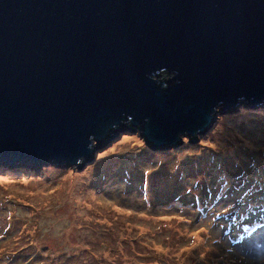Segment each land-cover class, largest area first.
Returning a JSON list of instances; mask_svg holds the SVG:
<instances>
[{"label":"water","instance_id":"1","mask_svg":"<svg viewBox=\"0 0 264 264\" xmlns=\"http://www.w3.org/2000/svg\"><path fill=\"white\" fill-rule=\"evenodd\" d=\"M261 102L264 0H0V163L81 167L124 129L193 153Z\"/></svg>","mask_w":264,"mask_h":264},{"label":"rangeland","instance_id":"2","mask_svg":"<svg viewBox=\"0 0 264 264\" xmlns=\"http://www.w3.org/2000/svg\"><path fill=\"white\" fill-rule=\"evenodd\" d=\"M227 120L212 124L193 153L181 144L151 149L124 129L81 167L1 162L0 264H264V197L256 191L264 186V118L234 112ZM116 168L122 182L106 186L109 193L93 182L102 172L107 182ZM160 173L172 175L166 184ZM139 177L145 186L132 183L125 192ZM172 182L181 188L177 197L185 191L191 199L150 207ZM72 188L90 194V203L73 210L66 199ZM236 213H248V228L256 230L231 240Z\"/></svg>","mask_w":264,"mask_h":264},{"label":"trees","instance_id":"3","mask_svg":"<svg viewBox=\"0 0 264 264\" xmlns=\"http://www.w3.org/2000/svg\"><path fill=\"white\" fill-rule=\"evenodd\" d=\"M257 106H264V103H260V104H258ZM124 129V128H123ZM264 134V133H263ZM143 158V157H142ZM142 158L140 159H138L139 161H141L142 160ZM244 161V160H243ZM121 161H118L117 163H120ZM237 161H235V163H236ZM245 162V161H244ZM57 165V164H56ZM190 166V165H189ZM188 166V167H189ZM116 167H118V165L116 164ZM189 168H186L185 170L188 172V173H190V171L188 170ZM120 173V168H116V170H115V172H113V174L111 175L110 174V176L111 177H109L108 178V181L107 182H104V181H101L100 180V178H102V174H106V173H104V172H102V173H98V174H96L95 176H94V179H93V182L95 183V182H98L97 183V185L96 186H99L98 188H106V190H107V192L109 193L110 192V189H108L107 187L109 186V185H111V183H114V184H117V183H119V182H122L121 181V179H118V180H115L114 179V174L117 176V174L118 173ZM108 173V172H107ZM121 173H123V170H122V172ZM120 173V174H121ZM169 176H172V175H166V174H159V176L158 175H156L155 177H158L157 179H159V177H161V179H162V181H163V183H167V177H169ZM189 177H191V179L192 178H194V176H192V175H188ZM132 180H133V182L131 181L130 182V180H129V184H124V186H125V189H126V191L125 192H127L128 191V188H131V184L133 183V187L134 186H138V185H142V187L143 186H145V184H143L144 183V181H143V179L142 178H138L137 180H134V178H132ZM136 181H138V183H135ZM149 181V180H148ZM151 181V180H150ZM192 181H194V180H191L190 181V183L192 182ZM140 182V183H139ZM109 183V184H108ZM135 183V184H134ZM148 183V182H147ZM149 184V183H148ZM192 185L194 184V183H191ZM107 186V187H106ZM148 185H146V187H147ZM179 186V185H178ZM204 187H205V185H204ZM202 188V187H200V188H198V192L197 193H201L202 191H204L203 189H205V188ZM178 188L179 189H181L180 187H177V185H175L173 182H172V185L169 187V186H165V187H163V188H160L159 190H158V192L156 191L155 192V195H153V196H155L154 198H155V203H154V201H152L151 199H150V207L153 205L154 207H160V206H165V205H168V204H170L171 205V203H179V201L178 200H175V199H178V197H184L187 201H189L191 198H188V196H186V193H185V191H183V193L184 194H182V195H180V196H176L175 194L177 193V192H181L180 190H178ZM197 190V189H196ZM256 191H262V196L264 197V186H262L261 188H258V189H256ZM123 193V194H121L120 196L122 197V198H124V199H129V195H128V193ZM140 193V192H139ZM143 195V194H142ZM141 195V196H142ZM143 198V197H142ZM193 199V198H192ZM197 200V199H196ZM127 201V200H126ZM146 201V200H145ZM127 202H129V201H127ZM185 203V202H184ZM195 203V202H194ZM194 203H191L192 205H195ZM200 204V203H199ZM181 205H183V204H181ZM261 204H257L256 205V207H259ZM172 206V205H171ZM196 206V205H195ZM174 207H176V206H174ZM176 209H181V208H176ZM199 209H204V206H200V208ZM252 212L254 213V212H256L255 210H252ZM196 213V212H195ZM232 213V212H231ZM197 213H196V217H197ZM248 215V214H247ZM247 215H245V216H243V217H240V218H238V219H245L246 221L245 222H249L250 223V219H251V217H249V216H247ZM264 215V214H263ZM218 216H220V215H218ZM195 218V217H194ZM194 218H192L191 220H193ZM247 218V219H246ZM249 218V219H248ZM194 221V220H193ZM264 222V221H263ZM235 224H236V222H234L233 221V224H232V226H231V228H229L230 230H231V233H232V236H231V238H240L239 236L240 235H242V232L239 230V228L238 227H236L235 226ZM215 226H217V225H214V227ZM241 233V234H240ZM229 238V237H228ZM231 238H229V239H231ZM239 254H241V253H239ZM25 264H27V262L25 263Z\"/></svg>","mask_w":264,"mask_h":264},{"label":"bare ground","instance_id":"4","mask_svg":"<svg viewBox=\"0 0 264 264\" xmlns=\"http://www.w3.org/2000/svg\"><path fill=\"white\" fill-rule=\"evenodd\" d=\"M114 126H115V125H114ZM72 190H73V191H69V190H68L69 194H68V198H66V199H68V200L70 201V205H71L70 207H71L73 210H80V208H84V206H83V203H84V202H88V203H90V200L92 199V197H91V199H90V198H87V197H90V196H91L90 194L87 195V196H83V195H85V194H84L85 192L82 191V194H83V195H81V194L76 193V192L74 191L73 188H72ZM88 192H90V191H88ZM62 193H63L62 190H61V191H58V192L55 194L56 198H57V197L60 198V197L62 196ZM73 193H76V194H77V195H76L77 197H75V199H74ZM79 195H81V196H79ZM89 207H90V209L92 208L91 205H89ZM199 208H200V207H199ZM95 213H96V212H95ZM236 215H238V213L233 214V216H232V214L230 215V217H232V221H234V222H236V223L241 222L242 219H238ZM80 216H81V214H80ZM226 217H229V216H226ZM140 230H143V228H141Z\"/></svg>","mask_w":264,"mask_h":264}]
</instances>
